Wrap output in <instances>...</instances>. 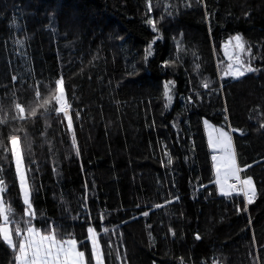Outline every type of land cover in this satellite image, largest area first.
Here are the masks:
<instances>
[{"label": "trees", "instance_id": "trees-1", "mask_svg": "<svg viewBox=\"0 0 264 264\" xmlns=\"http://www.w3.org/2000/svg\"><path fill=\"white\" fill-rule=\"evenodd\" d=\"M237 35L245 51L232 40L226 55ZM234 53L256 71L225 76ZM60 76L71 129L51 104ZM204 118L230 131L252 203L220 193ZM261 125L264 0H0V180L17 244L0 238V264H16L29 226L14 140L31 226L75 239L87 264L89 227L103 264H264Z\"/></svg>", "mask_w": 264, "mask_h": 264}, {"label": "snow or ice", "instance_id": "snow-or-ice-1", "mask_svg": "<svg viewBox=\"0 0 264 264\" xmlns=\"http://www.w3.org/2000/svg\"><path fill=\"white\" fill-rule=\"evenodd\" d=\"M149 12H151V3H149ZM147 23L152 26L153 30H156L155 20L149 18ZM235 41V48L239 49L240 53L245 51V45L242 42V38L237 35L231 38L223 46L225 49V54L227 55V49L229 44ZM22 41H18V44H22ZM249 55L251 54V49L247 50ZM151 55L150 48L146 50L145 59L147 56ZM234 63H229L227 69L224 71L225 76H232L234 78L243 76L245 72L256 71L250 64L245 66V62L240 59L239 54L234 53ZM229 60H233V56H229ZM198 67V66H197ZM243 68V70H241ZM63 76H60L54 81L55 93L51 104H55L54 111L57 115L63 114L67 119L68 128H72V120L69 116V105L66 100V93L63 87ZM174 82H167L164 85V96L170 103L172 100L171 86ZM203 87L208 88L209 84L207 82L203 83ZM191 102V97L188 98ZM264 127V125H261ZM75 143V140H73ZM209 144L213 149L219 150L220 155H213L212 160L216 161V183L219 185V191L222 195H229L231 191H236L237 194H243L247 199V203H252L255 196V186L252 177L247 176L241 178L240 172L241 168L237 165L235 153L232 150V138L227 132H219L216 139H213L210 135ZM15 158L16 171L20 178V189L23 196V204L25 205V217L27 219L24 221L26 227L24 232L17 226L15 229V235L20 237L18 243V254L16 256V261L18 264H84L85 253L77 250V241L75 239L67 240H57L56 234L53 231H49L47 234H42L39 230L31 226V218L34 217L35 213L32 209L30 200V190L26 184L25 173L21 168L22 157L13 152ZM168 163L171 164L172 160L169 158ZM226 188L229 191H226ZM3 181L0 180V219L3 223H0V238L3 239L10 247L17 249V244L14 243L12 237V230L10 228L9 214L11 209L5 206L3 200L4 192ZM157 205L156 207H160ZM144 216H148L149 212L145 211ZM105 232L108 229H104ZM89 239L91 241L93 258L96 264H103L102 253L98 246V234L96 230L92 227L88 228ZM197 239L199 237L197 236Z\"/></svg>", "mask_w": 264, "mask_h": 264}, {"label": "rangeland", "instance_id": "rangeland-1", "mask_svg": "<svg viewBox=\"0 0 264 264\" xmlns=\"http://www.w3.org/2000/svg\"><path fill=\"white\" fill-rule=\"evenodd\" d=\"M227 52H228V49H227ZM203 126H204V130H205V133H206V137H207L208 145H209V148H210V150H211V158H212L213 155H217V156H219V155H220L219 150H215V149H213L212 146L209 144V137H210V135H211V137H212L213 139H216L217 136L219 135V132L223 131V132H227V133L230 134V131H229L227 128L221 126V125H217V124H215L214 122H212L211 120H209V119H207V118H204V119H203ZM230 135H231V134H230ZM13 148H14V151L16 152L17 155H21L20 150H19V148L17 147L16 140L13 141ZM232 150L234 151L233 142H232ZM234 153H235V151H234ZM235 158H236V155H235ZM14 161H15V158H14ZM236 162H237V160H236ZM216 163H217L216 161H213V160H212V164H213V172H214V180H215V182H216V179H217V176H216V169H215V165H216ZM237 165H238V164H237ZM15 166H16V164H15ZM21 168H22V170H23L24 173H25L26 184H27V186H28V180H27L26 170H25V167H24L23 161H22ZM17 176H18V182H19V186H20V178H19L18 173H17ZM245 177H247V176H244V177H241V178L243 179V178H245ZM216 184H217V183H216ZM217 186H218V188H219V185H217ZM254 186H255V184H254ZM28 188H29V186H28ZM20 190H21V189H20ZM21 194H22V192H21ZM22 198H23V196H22ZM2 223H3V221H2ZM32 227H34V226H32ZM10 228H11V226H10ZM35 229H36V228H35ZM43 234H47V233H43ZM69 239H72V238H69ZM65 240H67V239H65ZM77 250L80 251L79 248H78V245H77ZM16 264H18V262H16ZM84 264H87L86 261H85V257H84Z\"/></svg>", "mask_w": 264, "mask_h": 264}, {"label": "built area", "instance_id": "built-area-1", "mask_svg": "<svg viewBox=\"0 0 264 264\" xmlns=\"http://www.w3.org/2000/svg\"><path fill=\"white\" fill-rule=\"evenodd\" d=\"M226 191H229L227 188H226ZM236 191H231V193H235ZM243 196V194H242ZM243 199L245 200V202H247V199L243 196Z\"/></svg>", "mask_w": 264, "mask_h": 264}]
</instances>
